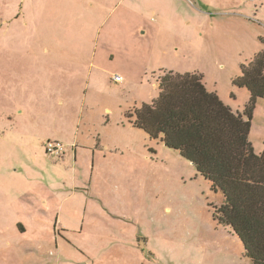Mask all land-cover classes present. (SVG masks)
<instances>
[{"label": "rangeland", "instance_id": "obj_1", "mask_svg": "<svg viewBox=\"0 0 264 264\" xmlns=\"http://www.w3.org/2000/svg\"><path fill=\"white\" fill-rule=\"evenodd\" d=\"M263 51L264 0H0V121L50 134L15 162L55 177L65 230L21 264H251L215 219L223 195L129 114L158 98L170 71L202 74L243 113L251 95L235 81ZM34 55L66 66L28 67L43 74L36 82L9 73ZM249 139L261 154L263 99ZM48 141L63 159L45 153Z\"/></svg>", "mask_w": 264, "mask_h": 264}, {"label": "trees", "instance_id": "obj_2", "mask_svg": "<svg viewBox=\"0 0 264 264\" xmlns=\"http://www.w3.org/2000/svg\"><path fill=\"white\" fill-rule=\"evenodd\" d=\"M159 83L158 98L129 114L132 125L211 182L224 198L215 219L233 230L251 264H264V150L257 154L249 139L256 104L264 100V51L235 81L251 95L243 113L210 92L200 73L170 71Z\"/></svg>", "mask_w": 264, "mask_h": 264}, {"label": "crops", "instance_id": "obj_3", "mask_svg": "<svg viewBox=\"0 0 264 264\" xmlns=\"http://www.w3.org/2000/svg\"><path fill=\"white\" fill-rule=\"evenodd\" d=\"M20 16L21 14L16 15L15 21ZM29 44L35 47L36 43L31 41ZM21 61H17V67L11 68L9 73L17 80L26 75L31 82L38 81L42 73L50 71L52 61L59 62L58 69L55 70L58 74L66 66V61L49 59L45 63L37 55ZM28 67L42 73L28 72ZM59 104L63 106L62 101ZM31 128L24 122L9 125L0 121V255H6L0 256V264H13L16 259L20 262L17 264H21L34 256L36 244L39 250L43 248L41 242H56L57 235L65 231L62 227L58 228L62 219L59 211L63 207L57 198L58 185L55 177L52 176L49 182H45V172L42 169L30 167L27 163L17 165L15 162L19 155L23 157L28 154L31 138H38L43 142L50 138L49 133L32 131ZM20 257H23V261Z\"/></svg>", "mask_w": 264, "mask_h": 264}, {"label": "built area", "instance_id": "obj_4", "mask_svg": "<svg viewBox=\"0 0 264 264\" xmlns=\"http://www.w3.org/2000/svg\"><path fill=\"white\" fill-rule=\"evenodd\" d=\"M121 76H114L113 80L116 82L122 81ZM65 146L57 141H48L45 145V153L50 157H55L56 159H61L65 155Z\"/></svg>", "mask_w": 264, "mask_h": 264}]
</instances>
